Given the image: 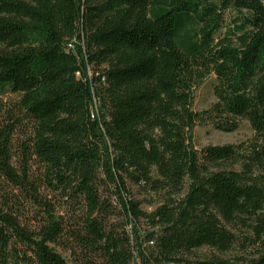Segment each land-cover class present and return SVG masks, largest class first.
<instances>
[{
	"label": "trees",
	"instance_id": "16d2710c",
	"mask_svg": "<svg viewBox=\"0 0 264 264\" xmlns=\"http://www.w3.org/2000/svg\"><path fill=\"white\" fill-rule=\"evenodd\" d=\"M228 9L237 18L217 39ZM211 74L215 103L196 113L193 88ZM4 87L33 125L44 184L79 203L80 227L66 236L4 140L0 176L46 218L29 232L0 202V264H68L58 242L73 264H210L183 256L236 244L264 264V0H0ZM239 119L253 132L244 152L192 148L197 123L233 133ZM234 160L237 172L205 166ZM128 185L160 205L140 211Z\"/></svg>",
	"mask_w": 264,
	"mask_h": 264
},
{
	"label": "rangeland",
	"instance_id": "374dc122",
	"mask_svg": "<svg viewBox=\"0 0 264 264\" xmlns=\"http://www.w3.org/2000/svg\"><path fill=\"white\" fill-rule=\"evenodd\" d=\"M216 2V0H211ZM237 18V14L228 9L222 13V28L217 33V39L224 36L225 31L232 28V22ZM216 84L214 75L205 77L196 84L192 91V110L196 113L207 111L215 103L213 87ZM20 95L11 93L7 87L0 88V146L6 140V151L11 160V167L18 174L26 170L29 180L38 189L37 198L41 202H46L52 207L54 217L62 221L66 236H71L80 227V212L78 204L63 197L62 194L54 192L44 184V172L41 164L31 159L30 139L32 136L33 125L25 117L18 106ZM253 141V132L247 121L238 120V129L233 133H223L216 130L209 122L197 123L192 131V148L200 152L206 147H221L226 145L238 146L239 152H244ZM209 173L216 172H237L240 164L237 161H229L217 164L205 165ZM132 198L139 203V210L150 213L160 205V198L140 187L128 185ZM0 202H3L15 210L21 225L29 232H35L44 223L46 215L44 208L38 203L33 202L24 192L15 191L9 183L0 176ZM141 232H146L148 227L141 223ZM130 227L126 230L128 231ZM234 235L236 231L232 230ZM238 233L237 235H241ZM240 243V241H239ZM68 245V244H67ZM16 252H22L19 246H14ZM56 253L68 264H73L77 259V254L71 252L62 242L51 246ZM255 253L254 248L245 250L239 245H235L226 253L203 248L193 251L183 256V259L191 263H210V264H245ZM14 254V253H12ZM10 264H21L16 261L14 255L11 257ZM101 264V262H98Z\"/></svg>",
	"mask_w": 264,
	"mask_h": 264
},
{
	"label": "built area",
	"instance_id": "2783aa9c",
	"mask_svg": "<svg viewBox=\"0 0 264 264\" xmlns=\"http://www.w3.org/2000/svg\"><path fill=\"white\" fill-rule=\"evenodd\" d=\"M70 48H72L73 49V46H72V44L70 43Z\"/></svg>",
	"mask_w": 264,
	"mask_h": 264
},
{
	"label": "bare ground",
	"instance_id": "6f19581e",
	"mask_svg": "<svg viewBox=\"0 0 264 264\" xmlns=\"http://www.w3.org/2000/svg\"><path fill=\"white\" fill-rule=\"evenodd\" d=\"M70 47V46H69ZM101 82H103V80H101Z\"/></svg>",
	"mask_w": 264,
	"mask_h": 264
}]
</instances>
